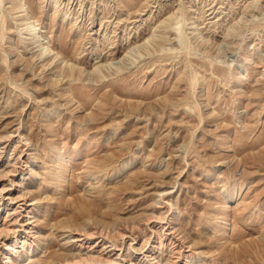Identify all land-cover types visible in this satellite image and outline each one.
Masks as SVG:
<instances>
[{"label": "rangeland", "instance_id": "374dc122", "mask_svg": "<svg viewBox=\"0 0 264 264\" xmlns=\"http://www.w3.org/2000/svg\"><path fill=\"white\" fill-rule=\"evenodd\" d=\"M69 261L264 264V0H0V264Z\"/></svg>", "mask_w": 264, "mask_h": 264}, {"label": "bare ground", "instance_id": "6f19581e", "mask_svg": "<svg viewBox=\"0 0 264 264\" xmlns=\"http://www.w3.org/2000/svg\"><path fill=\"white\" fill-rule=\"evenodd\" d=\"M25 4H26L25 1H22L20 4H18L19 7H20V9H21V11H23L24 16H25V20H26V21H25L24 31H25L29 36L33 37V36H35V34H37V33H36V26H35V24H34L33 16L30 15L29 12H26V9H25V7H24ZM178 36H179V35H178ZM37 37H38L37 42H38V46H39V54H40V55H44V54H47V53H51V52H52L51 48H49V47L45 44V37H44L43 35H38ZM180 42H181V41H180ZM130 50H132V49H130ZM130 50H128V51L126 52V54L129 53ZM137 51H138V50H137ZM188 52H189V51H188ZM131 53H132V52H131ZM131 53H130V54H131ZM135 53H139V52H135ZM189 53H190V52H189ZM189 53H188V55H189ZM53 55H54L53 57H56V56H57V53H54ZM127 58H128V57H127ZM127 58H126V59H127ZM187 79H188L189 89H190L191 92H193V91L197 88V87H195V85L198 84V77H197L195 74H192L191 67L189 68V72H188V75H187ZM147 105H149V107H150L149 102H148ZM95 173H97V172H95ZM91 185H92L91 183L88 184V187L91 186ZM226 235H227V234H226ZM75 261H77V260H75ZM77 262H79V260H78ZM70 263H71L70 261L67 262V264H70Z\"/></svg>", "mask_w": 264, "mask_h": 264}]
</instances>
